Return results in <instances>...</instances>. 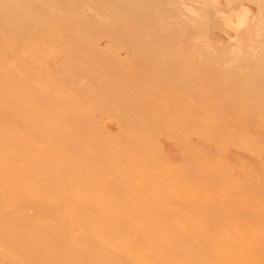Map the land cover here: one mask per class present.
I'll use <instances>...</instances> for the list:
<instances>
[{
	"label": "bare ground",
	"instance_id": "obj_1",
	"mask_svg": "<svg viewBox=\"0 0 264 264\" xmlns=\"http://www.w3.org/2000/svg\"><path fill=\"white\" fill-rule=\"evenodd\" d=\"M223 1L242 4L220 16L221 0H0V264H264V0ZM209 13L228 47L207 45ZM100 39L146 70L219 66L200 111L185 107L192 127L176 102L130 112V93L155 84L138 74L96 88L103 66L86 52ZM77 91L114 111L108 131Z\"/></svg>",
	"mask_w": 264,
	"mask_h": 264
},
{
	"label": "rangeland",
	"instance_id": "obj_2",
	"mask_svg": "<svg viewBox=\"0 0 264 264\" xmlns=\"http://www.w3.org/2000/svg\"><path fill=\"white\" fill-rule=\"evenodd\" d=\"M221 4L222 6L219 8L220 16H232L241 7L240 4L242 3H231L227 6L224 1L221 0ZM87 15L96 19H101L92 10H88ZM220 16H217L214 13H209L208 20L205 23V32L207 34L205 41L207 42V45L214 48L215 50H219V46H229L223 34L224 31ZM170 22L173 23L178 21L171 20ZM229 33L233 32L230 31ZM193 36L196 35L190 32L189 37L187 38L188 42H192L194 40L195 37ZM85 40L88 41L87 39ZM185 54L187 55V52L182 53L183 56H185ZM140 55L142 54L139 51L130 50L127 48H117L115 51L110 52L108 50L106 40L100 39L98 50L96 52H86V56H91L95 60L99 59L103 66L100 67V69L93 68L91 74L93 76V85L97 88L99 85L98 83L105 81V76H112L110 78L112 81L119 79L130 81L135 75L138 74L142 76L141 78L143 79L140 82L154 81L155 84L149 87H146L143 84L141 85V89L138 90V93H130V96L133 95L132 102L136 105L132 110H130V112L148 110L166 114L167 110L164 108L167 107L168 101H170V103L176 102L177 108L174 110V113L176 114L177 119L181 121L179 127L185 129L192 127L189 123L190 112L185 107L187 105L190 106L191 104H194L195 107H197L196 109L200 111V101L202 98L200 89L202 84L205 80H214L215 76L219 77V66H216L215 68H205L200 61H197L195 63V68H193L195 72L193 75L191 72H189V68L187 66L189 59L181 57L179 60V65L172 66L163 64L162 61L158 59V61L155 62L153 68H148L146 70L142 66V58H140ZM118 65H122V67ZM103 71H107L109 74L103 75ZM77 74L81 80L87 82L88 78L84 76V73L81 70L77 69ZM124 90H126V88H124ZM151 90H153V92ZM146 91L154 93V95L162 98L164 101H167V103L159 104L155 101H145L142 96L145 97L144 94ZM75 96L78 103V108L80 109L81 105H90L93 108L92 120L95 126L104 131H108V125L114 121V117L111 116V113L114 111L109 110L108 114L111 116L109 117L107 116L108 114H105V112L96 108L95 100L85 92L77 91ZM170 127L171 126H165L163 129ZM120 128L127 130L129 129V126L125 121H121ZM164 143H167V141ZM7 214L15 215L13 212H7ZM24 214L31 219H35L42 213L25 211ZM87 232L88 231L86 229L80 228L78 229L77 234L85 237L87 236ZM5 252L6 249L0 246V253Z\"/></svg>",
	"mask_w": 264,
	"mask_h": 264
}]
</instances>
